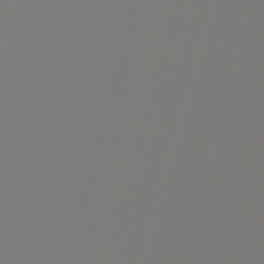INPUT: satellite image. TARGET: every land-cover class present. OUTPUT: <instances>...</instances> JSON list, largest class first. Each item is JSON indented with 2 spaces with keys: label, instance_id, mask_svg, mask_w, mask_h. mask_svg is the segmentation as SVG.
<instances>
[{
  "label": "water",
  "instance_id": "1",
  "mask_svg": "<svg viewBox=\"0 0 264 264\" xmlns=\"http://www.w3.org/2000/svg\"><path fill=\"white\" fill-rule=\"evenodd\" d=\"M0 264H264V0H0Z\"/></svg>",
  "mask_w": 264,
  "mask_h": 264
}]
</instances>
